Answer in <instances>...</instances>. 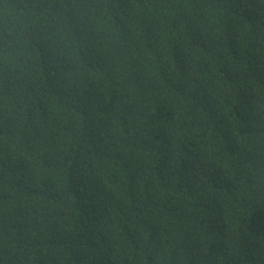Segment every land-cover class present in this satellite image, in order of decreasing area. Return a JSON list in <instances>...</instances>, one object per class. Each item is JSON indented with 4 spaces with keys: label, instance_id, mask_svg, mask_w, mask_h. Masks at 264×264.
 <instances>
[{
    "label": "trees",
    "instance_id": "1",
    "mask_svg": "<svg viewBox=\"0 0 264 264\" xmlns=\"http://www.w3.org/2000/svg\"><path fill=\"white\" fill-rule=\"evenodd\" d=\"M0 264H264V0H0Z\"/></svg>",
    "mask_w": 264,
    "mask_h": 264
}]
</instances>
